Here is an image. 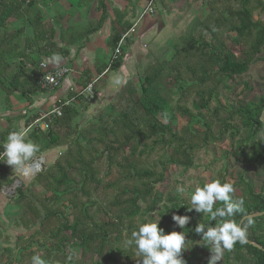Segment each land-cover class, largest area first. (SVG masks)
<instances>
[{"label": "rangeland", "instance_id": "rangeland-1", "mask_svg": "<svg viewBox=\"0 0 264 264\" xmlns=\"http://www.w3.org/2000/svg\"><path fill=\"white\" fill-rule=\"evenodd\" d=\"M261 1L264 3V0ZM9 2L10 0H1L0 12ZM147 4L151 5V14L147 16L148 18H141ZM101 5L106 8V19H108L103 22L101 28L107 27L106 22H110L111 19L110 25L124 33L140 19L136 34L130 37L123 46L120 56L121 66L116 71H112L109 66L112 49L107 47V50L104 49L97 53L96 59L99 61L100 71L101 73L107 71V74L103 76L104 79L98 80L93 85L92 94L87 98L81 97L72 104L78 115L68 127L54 126V132L64 143L62 146L45 149L46 143L41 134L34 135L33 138L39 140L31 141L38 145L39 152L33 160H42L40 172L31 176L29 174L35 171L29 172L27 169L23 172L13 171L12 167L0 162V174L12 181L10 185L3 184L0 187V264H31L33 255H40L45 264H101L102 260L96 257L81 258L76 248L71 250L72 261H69L67 257L68 251L55 252L53 247L56 242L50 239L48 233L35 235L39 231V220L35 221L29 213H25V203L18 198L19 191L32 201L39 211L40 219L44 215L41 205H44V207H53L63 212V216L57 218L59 220L56 219L57 224L64 217L70 220L72 210L64 212L62 205L67 207V204L63 202L57 205L46 202L44 199L49 192L45 184L37 185L35 178L50 169L72 147L74 141L86 150L94 148L95 151L92 153V158L96 159L93 165L99 183L88 186L87 198L77 191L81 185L80 178L75 172H72L70 176L76 183L73 187L79 205L82 204L87 209L88 217H92L96 223L108 221L122 213L124 209H128L126 201L131 196L128 191L135 184L140 186L136 181L126 180L125 174L121 173L122 170L118 165L125 164L123 159H127L128 163L134 162L137 167L163 173L162 184L156 185L153 191L154 195L156 193L157 201L153 210L149 212L152 198H148L144 203L139 201L137 205L140 212L132 218V228L128 227V219H121L118 228L120 239L115 240L117 234L109 238L110 248L118 264H129L128 261L132 260H137L138 264H142L140 257L135 254L134 246L127 244L131 232L137 230L140 224L159 221L158 227L164 229L165 234H168L166 230L182 231L173 224L172 216L176 215V212L172 210L173 205L183 209L184 216L203 221L205 218L203 214L191 210L190 196L196 187H202L218 179L222 183L227 182L233 185L234 199H244L246 189L239 180L250 183L256 194L260 192L263 185V174L259 167L242 162L243 156L249 152L246 142L247 131L240 126L237 117L232 112L240 105L257 103L260 97H264V47L249 65L245 74L226 79L217 85L214 84L215 82L208 84L209 87L217 86L218 103L212 100L207 110H196L193 107V104L198 102L196 93L199 89L191 84L189 70V68L200 65L203 61L202 57L192 48H190L192 50H190V57L185 54L187 44L189 45L188 31L191 36H195V23L203 21L210 15V5H213L216 11L223 12L229 7L236 10V4L225 0H37L32 7L23 5L18 12L19 16L7 21L6 27L0 30V40L7 41L6 45L13 49L12 56L24 53L27 47L30 52L25 58L33 66L32 68L36 69L42 60L48 58L43 55V52H37L38 46L35 43H30L28 46L25 42L27 36L31 35L32 23L39 20L43 28L47 25L51 26L53 21H60L63 25V20H65L67 27L73 31L85 27L92 28L95 26L92 22H89L92 24L88 27V23L85 24L83 19H80V17L83 18L82 12L76 16L75 13L82 10L87 12L91 6H95L96 10L101 12ZM81 6H83L82 9H80ZM78 18L79 21H77ZM253 21H264V12L254 13ZM19 29L22 31L20 35L14 36ZM219 34L226 48L235 57L242 58L240 47L233 42L235 35L224 34V29H221ZM203 38L206 41L210 39L206 34ZM82 43L79 42L78 47ZM43 47L41 45L39 49H43L42 51L46 52L49 57L55 53L51 50V46L49 51L44 50ZM5 61L4 65L0 63V133L2 132L1 136H4V139L9 132L23 129L22 124L20 125L22 119L31 120L42 108L49 107L46 106L49 100L46 95L53 92V90L39 89L40 92L35 95H28L26 91L30 86L29 83H25L23 89L12 90L10 82L23 67L18 68L19 62L16 58L9 57ZM149 67H155L159 72L154 85L160 93L168 98L173 106L181 105L187 108L196 119L189 125L186 120L175 115L170 124L180 138L193 146L192 163L188 168L168 164L172 148H156L153 152L139 157V152L131 156V151L127 147L119 148L114 145L111 148L113 150L107 153L103 151L102 146H96L88 141L95 137L101 128L118 132L113 119L128 104L126 101L117 102L121 96L119 93L124 84L130 81L137 90L132 100L139 98L140 80ZM178 70L181 73V80L176 82L175 72ZM100 74L94 72L92 76L82 71L76 86L83 87L85 83H90ZM187 85H192V88L188 89ZM260 122L262 129L256 139L264 135V113L261 115ZM208 129L209 132H206ZM205 133L210 135L207 140ZM138 151H141V147ZM109 155H111L112 162L108 159ZM51 175L55 177L54 172H51ZM177 185L185 187L184 196L176 192ZM186 207H189L191 211L185 212ZM25 222L28 223L26 227ZM57 224L52 228L53 231ZM65 236L68 237L66 234ZM194 236L195 239L193 236H186L187 250L182 254H191L195 264H208L210 251L202 246L200 235L195 233ZM127 254L130 258L128 261L125 257ZM218 264L234 263L232 260L225 262L222 259Z\"/></svg>", "mask_w": 264, "mask_h": 264}, {"label": "trees", "instance_id": "trees-1", "mask_svg": "<svg viewBox=\"0 0 264 264\" xmlns=\"http://www.w3.org/2000/svg\"><path fill=\"white\" fill-rule=\"evenodd\" d=\"M35 1L37 0H10L8 5L3 7L0 12V30L6 27L9 19L19 16L18 12L23 5L32 7ZM225 1L236 4L237 9L233 10L229 7L223 12H219L212 7L213 5H210V15L203 21L195 23V36H191L190 31H188L189 45L187 44L185 54L189 56L190 48H192L195 52L200 53L201 60H203L200 65L189 68L191 84L199 89L196 93L198 102L193 104L196 110H207L212 100L218 103L216 99L217 86L209 87L208 84L210 82H215L214 84L217 85L226 79L245 74L249 65L262 52V48L264 47V21H253L254 13L264 12V3L261 0ZM100 10L101 16L99 21L94 27L85 30L86 35L98 31L106 20V8L104 5H101ZM111 29L112 35L108 40V46L110 50H113L123 32H120L116 27H112ZM221 29H224V34L232 33L235 35L233 42L240 47L242 58L235 57L226 48L219 36ZM21 32L20 29L17 30L14 36L20 35ZM32 33V41H25L28 46L30 43L39 45L37 43L44 41L47 34L41 28L39 20L32 23ZM204 34L210 37L208 41L204 40ZM52 35L53 33L51 32L50 36ZM6 44L7 41L3 42V39L0 40V63L4 65L7 58H16L19 62L18 68L23 67L20 73L14 75L10 82L12 90L17 91L23 89L24 84L29 83L30 86L26 91L28 95H35L40 92V88L37 85L38 73L35 71V68H32L33 66L31 64L30 66L25 64V52L28 48L25 47L24 53L12 56L13 49L9 48ZM54 48L55 46L53 45L51 50H55V53L60 54L63 58L67 56V50ZM42 50L38 47L37 52H43V55L49 58L48 54ZM109 66L112 71L119 69L121 66L120 57L110 63ZM27 68L31 71H28ZM98 73L100 74L101 71L98 70ZM158 74L159 72L156 71L155 67H149L145 71L144 76L140 80V96L134 101L132 99L137 94V90L130 81H127L119 93L121 96L117 102L121 103L126 101L128 104L113 119L114 126L117 127L118 132L115 133L113 129L101 128L96 136L88 139V141H91L96 146H102L103 151L107 153L113 150L111 148L114 145L119 148L127 147L131 151V156L139 152V157L153 152L156 148H172V154L168 158V164L188 168L192 163L191 153L193 152V146L180 138L170 124L175 115L186 120L189 125L196 121V119L187 108L181 105L173 106L168 98L160 93L154 85ZM175 78L177 79L176 82L181 80L179 70L175 72ZM21 80H24V82H21ZM86 85L87 83L83 87ZM187 88H192V85H187ZM79 99L81 97H78L75 102ZM263 113L264 97H260L257 103L240 105L232 112L237 117L240 126L247 131L246 142L249 146V152L243 156L242 162L246 165H256L259 167L263 174V185L260 192L256 194L250 183L239 180L246 189L244 197L245 212L237 215L235 220L237 223H242L243 226L247 227L249 243L244 245L237 243L231 251H226L222 258L225 262L232 260L234 264H264V215L251 218V224L246 219L247 216L264 212V135L260 139H256L262 129L260 118ZM77 115L73 105L64 108L61 118L54 120L46 132L37 133L36 131H32L28 133L27 139L35 142L39 139L33 137L41 134L43 141L46 143L44 146L45 149L60 147L64 143L54 132V126L63 125L64 127H68ZM206 132H209V129ZM209 136V133H205L206 140ZM0 140L2 145L6 139H4V136H1ZM139 147H141V151H138ZM2 150L0 148V151ZM92 153H95L94 148L86 150L74 141L72 147L50 169H47L35 178V183L37 185L45 184V188L49 192L44 199L46 202H50L51 205H57L61 202L67 204V207L62 205V209L66 213L72 210L70 220L64 217L57 224V220H59L57 218L62 217L63 212L53 207H44V205H41L44 215L40 219L39 211L34 207L32 201L19 191L18 198L25 203V213H29L35 221L39 220V231L35 235L48 233L50 239L56 242L53 247L55 252L65 253V251H68L67 257L69 261H72L73 253L71 250L72 248H76L83 259L90 256V259L93 257L101 259V264H118V260L114 257L112 249L110 248V236L117 234L115 240L118 241L120 239L118 228L121 219H128V227L132 228V218L140 212V208L137 205L139 201L144 203L148 198H152L149 212L153 210L157 202L155 199L156 193L154 195L153 191L156 185L162 184L164 177L163 173H156L153 170L137 167L134 162L128 163L127 159H123L125 164L123 166L118 165L122 170L121 173L125 174L126 180L136 181L140 186L138 187L135 184L128 191L131 193V196L126 201L128 209H124L122 213L108 221L104 220L96 223L92 217H88L87 209L82 204L79 205L73 187L76 183L70 176L72 172H75L80 178L81 185L77 191L81 196L87 198L88 186L99 183L93 165L96 159L92 158ZM240 154L244 155V153ZM108 159L112 162L111 155L108 156ZM51 172H54L55 177L51 175ZM11 183V180L5 179L0 174V187L3 184L7 186ZM222 206L219 202L216 205V207ZM187 208L190 210L189 207H186L184 209L185 212L189 211ZM172 210L176 212V215L184 216L183 209L173 205ZM190 220L191 222L186 225V229H182V231H184L186 236H193L194 239L196 225L201 222H210L207 216H205L203 221H197L193 217ZM214 223L212 222L213 226ZM56 224L57 227L53 231L52 228ZM27 225L28 223L25 222L24 226L26 227ZM166 231L168 234L171 233L168 230ZM210 255L211 253L208 255V260ZM125 257L127 261L130 259L128 254ZM182 257L187 264H195L194 257L191 254H182ZM128 263L138 264V261L132 260L128 261Z\"/></svg>", "mask_w": 264, "mask_h": 264}, {"label": "clouds", "instance_id": "clouds-1", "mask_svg": "<svg viewBox=\"0 0 264 264\" xmlns=\"http://www.w3.org/2000/svg\"><path fill=\"white\" fill-rule=\"evenodd\" d=\"M62 62L63 57L58 53L48 58L47 65L55 70V76L61 75L65 70ZM29 130L24 128L9 132L0 145L3 149L0 151V162L12 167L13 171L23 172L39 152L38 145L27 139ZM234 191L232 184L222 183L217 179L202 187H196L190 196L191 210L207 216L210 221L198 223L194 229L201 237L202 246L211 253L208 264H218L224 253L231 251L237 243H249L247 227L235 220L237 215L245 212V201L242 198L234 199ZM176 192L184 196L185 187L177 185ZM218 202L223 206L216 207ZM172 220L177 227L185 230L190 218L173 215ZM248 220L251 224V217ZM212 222H215L214 226ZM158 223L159 221L140 224L137 230L131 232L127 244L134 246L135 254L140 257L142 264H187L182 257V252L187 250L184 231L165 234L164 229L158 227ZM31 264H45V261L40 255H33Z\"/></svg>", "mask_w": 264, "mask_h": 264}, {"label": "crops", "instance_id": "crops-1", "mask_svg": "<svg viewBox=\"0 0 264 264\" xmlns=\"http://www.w3.org/2000/svg\"><path fill=\"white\" fill-rule=\"evenodd\" d=\"M82 8L83 6H81L80 9ZM45 9H48V8H45ZM81 12L83 13L82 14L83 18L80 17V19H83V22L85 24L88 23L87 26L92 23L93 25H96L101 16V12H98L95 6H91V8L87 12L83 10L80 12H76L75 16ZM98 13H99V16L97 17ZM77 21H79V18ZM89 22H92V23H89ZM110 23H111V19H110V22L109 21L106 22L107 27L105 26L104 28H101L100 30L90 35L85 34L86 33L85 30L88 29L87 27L81 30H74V31L72 29H69L67 25L65 24V20H63V25L60 24V21L58 22L53 21L51 22V26L47 25V27L45 26L43 28L41 25V28L43 29V31H46L47 34L45 36L44 41H42L41 43H37L39 44L37 46L40 47L41 45H43L44 50H48V51H49L50 46H51L50 48H53V45L55 46L56 49L67 50L68 53H67V56L63 58L62 65L63 67L67 68L70 71V73L59 83L57 88H55V90H53L52 93H47L46 96H47V99L49 100H48V105L46 106H49V107L47 108L44 107L40 111L48 110L50 106H52L55 103V101H57L58 99L66 98L69 95V90L71 88L78 87L76 86L78 85L76 82L78 81L79 75L82 71L92 76L94 72L98 73V70H100V65H99V61H97L96 59L97 53L101 52V50H104V49L107 50L108 49L107 47H109L108 40L112 35V29H111L112 25H110ZM51 32L53 33L52 36H50ZM61 33H64V34L61 35ZM106 35H107V38H106ZM27 37L28 38L26 39V41L27 40L32 41L33 33L31 32V35ZM79 42H83L80 47H78L77 45ZM28 52H30V50L27 49L25 52L26 54L25 56H27ZM25 64L27 66H30V63L27 59L25 60ZM29 68H27V70L30 71ZM29 122H30V119L25 118V119H22L20 125L22 124V128L24 129V127ZM1 134L2 132L0 133V137H1ZM0 145H1V140H0Z\"/></svg>", "mask_w": 264, "mask_h": 264}, {"label": "built area", "instance_id": "built-area-1", "mask_svg": "<svg viewBox=\"0 0 264 264\" xmlns=\"http://www.w3.org/2000/svg\"><path fill=\"white\" fill-rule=\"evenodd\" d=\"M150 7L151 5L147 4L145 10L141 15V18L147 17L148 15L151 14L152 9H150ZM139 22L140 19H138V21L134 23L129 30H127L126 32L120 35L119 40L112 51L110 63L116 61V59H118L121 56L122 48L125 45L126 41L130 37L136 34V30H137L136 28ZM47 60H42L35 69V71L39 75L37 85L40 89L54 90L55 88H57L59 83L66 76L69 75L70 71L67 68L63 67L65 70L62 72V74L59 76H55V70H52V66L47 65ZM106 74L107 71L101 73L96 79L90 81V83H88L85 87L71 88L69 90V95L66 98L58 99L57 101H55V103L52 105L50 109L36 113L35 117H33L24 128H29L30 129L29 132L32 131H36L37 133L46 132L54 120H58L61 118L64 108L70 107L73 103H75L78 97L87 98L88 95L92 94L93 85L98 80L104 79L103 76ZM74 94L76 96H70Z\"/></svg>", "mask_w": 264, "mask_h": 264}, {"label": "water", "instance_id": "water-1", "mask_svg": "<svg viewBox=\"0 0 264 264\" xmlns=\"http://www.w3.org/2000/svg\"><path fill=\"white\" fill-rule=\"evenodd\" d=\"M41 163H42V160L41 159L33 160V162L31 163V165L35 164V165H37V167H39V170H36V172L34 174L40 172ZM261 215H264V212L263 213H260V214H254V215L247 216L246 219H248L249 217L255 218V217H258V216H261ZM252 245L253 246H256L255 244H252Z\"/></svg>", "mask_w": 264, "mask_h": 264}, {"label": "bare ground", "instance_id": "bare-ground-1", "mask_svg": "<svg viewBox=\"0 0 264 264\" xmlns=\"http://www.w3.org/2000/svg\"><path fill=\"white\" fill-rule=\"evenodd\" d=\"M26 169H27L29 172H33V171L36 172V170H37V165H35V164L31 165V163H29V164L26 166L25 170H26ZM20 172H21V171H20ZM29 175L33 176L34 173H30Z\"/></svg>", "mask_w": 264, "mask_h": 264}]
</instances>
